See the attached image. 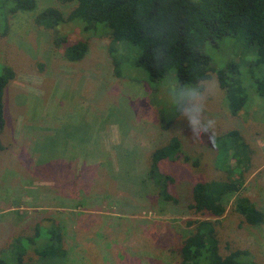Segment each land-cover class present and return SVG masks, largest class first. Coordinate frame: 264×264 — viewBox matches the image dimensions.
Listing matches in <instances>:
<instances>
[{
	"label": "rangeland",
	"instance_id": "rangeland-1",
	"mask_svg": "<svg viewBox=\"0 0 264 264\" xmlns=\"http://www.w3.org/2000/svg\"><path fill=\"white\" fill-rule=\"evenodd\" d=\"M36 1L34 10L12 13L14 0H0V74L7 65L16 72L4 92L5 128L0 135L7 147L0 152V254L15 232L30 234L35 222L48 216L64 226L67 255H31L25 264H179V249L191 230L186 221L211 218L218 219L223 252L247 248L256 264H264V222L252 225L235 209L236 197L247 195L264 211V94L257 88L264 66L249 64L255 55H235L232 43L211 48L218 67L230 61L240 65L248 101L233 115L213 73L205 82L212 94L203 112L204 121H214L209 138L205 129L192 131L180 114L172 115L176 109L167 90L176 81L168 75L150 85L147 75L133 67L136 48H120L127 67L118 76L109 52L111 39L91 36L79 22H66L54 36L90 44L84 59L68 60L51 30L36 18L52 6L67 15L76 2ZM162 105L167 117L174 118L169 128L162 124ZM234 129L251 148L241 175L244 185L226 197L222 217L192 214L188 204L195 182L229 179L220 167L223 162L217 163V153L224 160V151L213 137ZM173 136L200 158L197 166L162 163L177 180L172 192L179 203L161 200L148 176L149 155Z\"/></svg>",
	"mask_w": 264,
	"mask_h": 264
},
{
	"label": "trees",
	"instance_id": "trees-1",
	"mask_svg": "<svg viewBox=\"0 0 264 264\" xmlns=\"http://www.w3.org/2000/svg\"><path fill=\"white\" fill-rule=\"evenodd\" d=\"M58 1H75L76 4L67 15L52 6L36 18L37 23L51 30L53 36L54 30L63 23L79 22L91 36L109 37V52L118 76H122L124 67H127L126 62L123 65L124 57L119 54L120 48L129 50L132 46L138 50L133 67L147 75L149 84L163 81L169 75L176 84L204 81L205 87V82L216 73L233 115L241 112L248 101L246 87L240 79L242 70L235 61L218 67L213 63L211 48L232 43L229 45L234 47L235 55L245 59L253 53L254 61L249 60V64L256 68L264 66V0ZM36 6V0H14L11 12L34 10ZM53 40L64 56L74 62L84 59L90 47L87 39L71 42L56 34ZM15 77L16 72L10 65L4 67L0 74V135L5 128L4 92ZM257 88L258 93L263 95L264 80H258ZM165 112L166 108L162 105V124L164 128H169L174 118H170L171 115L167 117ZM179 114L174 111L172 115ZM213 141L219 142L220 150L224 151V160L217 153V163L223 162L220 167L229 172V179L195 182L188 208L192 214L220 218L227 211L226 197L239 192L244 185L245 180H241V175L244 174L243 165L251 158V148L238 129L215 135ZM214 146L218 150V146ZM32 147L38 148L36 144ZM5 149L7 147L0 139V152ZM192 156L178 136H173L169 142L151 152L148 157V176L157 187L161 200L179 203L172 192V184L177 180L162 169V163L183 161L199 165L200 158ZM232 160L236 163L234 167L228 162ZM235 209L252 225L264 222V211L256 206L250 196L236 197ZM186 222L191 230L179 249V264H256L252 252L247 248L228 253L222 251L218 219L196 218ZM32 228L30 234L15 232L11 236L7 251L0 254V264H25L31 255L49 259L67 255L64 226L58 219L44 216Z\"/></svg>",
	"mask_w": 264,
	"mask_h": 264
},
{
	"label": "clouds",
	"instance_id": "clouds-1",
	"mask_svg": "<svg viewBox=\"0 0 264 264\" xmlns=\"http://www.w3.org/2000/svg\"><path fill=\"white\" fill-rule=\"evenodd\" d=\"M212 92L204 87V81L195 84H176L167 90L170 104L187 121L189 129L203 128L211 138L214 121H204L205 104Z\"/></svg>",
	"mask_w": 264,
	"mask_h": 264
}]
</instances>
